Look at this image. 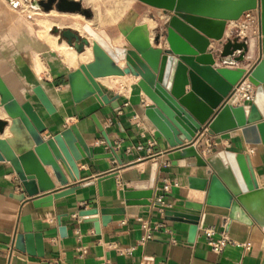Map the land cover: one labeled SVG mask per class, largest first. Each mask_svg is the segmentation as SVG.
I'll return each mask as SVG.
<instances>
[{
  "label": "crops",
  "instance_id": "1",
  "mask_svg": "<svg viewBox=\"0 0 264 264\" xmlns=\"http://www.w3.org/2000/svg\"><path fill=\"white\" fill-rule=\"evenodd\" d=\"M135 2L139 5H132L129 16L119 22L117 34L111 28L91 24V20L87 23L102 30L103 35L106 33L113 46L129 47L121 26L135 23L136 18L141 20L135 25L144 23L148 26L152 20L153 25L148 28L153 36L155 28L162 26L168 18L161 9L138 0ZM53 11H57L56 8L44 12L49 14ZM258 15L259 10H253L238 20H228L223 40H211L208 51L222 48L229 37L237 36L240 41L254 39L255 45L245 60L232 66L244 67L248 71L253 69L261 58L257 44ZM84 24L86 22L73 24L65 19V25H53L56 40H49L53 44L51 47L36 34L42 29H30L28 32L35 34H28L24 39L27 41L23 43L21 34H17L26 31L22 25H0V31L14 32L13 42L8 45L0 40V75L20 103L31 101L34 105L48 128L43 137L75 124L86 144L94 148V153L114 151L117 155L77 160L79 178L73 180L66 172L68 183L64 186L47 167L53 188L34 197L26 195L24 199H21L23 190L13 167L7 161H0V264H264V227L258 222L249 224L230 219L228 208L207 204L205 193L189 186L190 176L208 177V167L173 164L174 149L145 117L143 110L149 101L136 86L133 76L97 78L105 94L117 96V108L110 103L101 105L95 96L80 102L73 100L68 74L81 64L93 61V54L91 48L79 53L75 48L76 39L73 37L70 43L62 31L70 30L80 38L88 37ZM35 55L42 61L36 65ZM222 65L225 64L217 59L215 66ZM37 85L43 86L52 101L55 109L52 113H48L33 93ZM238 98L235 105L241 104ZM0 119H9L0 138L7 139L18 155L24 153L31 144L24 141L23 132L13 125V120L1 107ZM193 143L205 158L224 150L249 154L259 185L264 187V143L246 142L241 129L211 135L206 126ZM67 186H77L78 189L73 194L54 198L41 208L34 207L36 197ZM127 189H152L151 203L128 204L125 197ZM187 201L203 204L199 231L193 242L189 241V223L166 218V212L182 210ZM91 210H96V213L80 215L82 211ZM24 215H31L34 232L43 234V257L15 248ZM94 217L99 220L98 230L90 221ZM60 222L66 229L65 234H61ZM207 227L215 229L217 238L220 232L226 231L235 243L226 245L221 253L213 252L204 236ZM147 232L153 238L143 243L141 239Z\"/></svg>",
  "mask_w": 264,
  "mask_h": 264
},
{
  "label": "water",
  "instance_id": "2",
  "mask_svg": "<svg viewBox=\"0 0 264 264\" xmlns=\"http://www.w3.org/2000/svg\"><path fill=\"white\" fill-rule=\"evenodd\" d=\"M163 10L168 18L157 26L151 36L144 23L135 25L124 36L129 47L113 46L110 38L89 23L83 25L88 37L80 38L70 30L63 36L79 53L91 48L93 61L81 64L68 74V82L75 102L95 96L101 105L110 103L117 108V96L109 97L97 82L98 77L108 75H131L136 79L143 96L149 101L144 107L145 117L173 148L174 165L208 167V177L190 176L189 186L205 193V202L228 208L230 219L249 224L259 221L244 203L252 197L263 195L249 154L219 151L203 157L193 143L196 135L206 126L208 133L218 135L226 131L241 129L248 143H264V0H138ZM44 11L56 8L59 12L81 13L90 18V9L80 0H34ZM259 10V34L257 44L261 58L253 69L232 67L245 60L252 50L251 41H240L229 37L222 48L208 51L211 40H223L228 20H238L246 12ZM57 31V29L55 30ZM253 45V47H254ZM233 62L228 64V56ZM219 62L225 64L215 66ZM122 62V65H119ZM247 79L255 86L253 101L249 105L231 103L233 90L241 80ZM39 103L52 113L55 109L42 85L33 88ZM0 107L13 120V125L23 132V139L31 145L18 155L5 138H0V161L13 167L19 185L26 195L34 197L53 188L46 168L53 170L61 185L68 183L66 172L73 180L79 178L77 160L83 157L98 159L117 157L114 151L94 153L81 135L77 125H71L49 137L48 130L31 101L20 103L0 75ZM97 121V120H96ZM9 124V119H0V133ZM99 128L101 126L97 123ZM106 136L105 133H103ZM188 141V143H185ZM232 155V158L231 156ZM219 157L223 167L234 165L237 187L233 188L211 162ZM191 159L190 161H187ZM118 161L121 160L118 158ZM236 165V166H235ZM101 184V179L98 181ZM77 186L49 193L33 200L35 208L51 203L54 198L75 193ZM153 190H131L125 192L128 204H150ZM203 204L185 202L182 210L166 212L167 219L189 223V241H195L200 226V211ZM96 210L82 211L81 216L95 214ZM60 221V218H59ZM98 230L99 220H90ZM22 229L15 239V248L21 252L43 257L45 245L43 234L34 232L31 215L21 218ZM261 225V223H259ZM61 226V222H60ZM263 226V225H262ZM61 234L66 233L64 226Z\"/></svg>",
  "mask_w": 264,
  "mask_h": 264
},
{
  "label": "rangeland",
  "instance_id": "3",
  "mask_svg": "<svg viewBox=\"0 0 264 264\" xmlns=\"http://www.w3.org/2000/svg\"><path fill=\"white\" fill-rule=\"evenodd\" d=\"M84 3L85 8L91 10V17L87 18L83 14L68 15L65 12L53 11L49 14L45 13L42 8L36 9L32 6L31 0H0V25L3 24H18L22 25V29L26 31L18 32L23 38L22 42L25 43V37L28 34L35 32H28L30 29H39L36 34L39 38L44 39L48 42L50 47L53 45L45 32L48 31L53 36V25L62 24L65 25V19L69 20L74 24L76 21L88 22L91 20V24L100 28H111L116 31L120 21L125 20L129 16V10L134 5L136 7L138 2L135 0H80ZM141 18H136L135 23L139 22ZM102 21V22H101ZM50 27L48 28V25ZM259 24V21H258ZM12 28V27H11ZM14 32L11 31H0L1 42L7 43L13 42ZM55 40L56 37L54 36ZM2 44L0 43V46ZM9 50H6L8 52ZM42 62L38 55H35V65L38 62ZM28 63H30L28 61ZM34 65V66H35Z\"/></svg>",
  "mask_w": 264,
  "mask_h": 264
},
{
  "label": "bare ground",
  "instance_id": "4",
  "mask_svg": "<svg viewBox=\"0 0 264 264\" xmlns=\"http://www.w3.org/2000/svg\"><path fill=\"white\" fill-rule=\"evenodd\" d=\"M32 6L34 8H36V9H40L39 6H38V4L36 2H34V1L32 2ZM134 25H135V23H131V24H128V25H125V26H121V29L120 30H121L122 35L125 36L128 33V31H130L134 27ZM152 25H153V22L151 20V21H149L148 26L151 27ZM49 27H50V24L48 25V28ZM45 35L48 37L47 39L55 42V38L48 31L45 32ZM253 45H254V41L252 40L251 41V48L252 49H253ZM224 61L226 63L230 64V63L233 62V58L229 55L228 57H226L224 59ZM238 97H239L238 94L233 95V97L231 98V103L236 104L239 101V98ZM1 108H3V107H1ZM230 156L232 158V155H230ZM211 162L214 165H216V167L218 168L219 172L223 175V177L225 178V180L233 188H236L237 187L236 174L238 173L237 168L235 169L233 164L232 165H229V166H226V167H223L221 165V163H220L219 157H212L211 158ZM244 203L246 204V206L248 207V209L251 211V213L253 214V216L264 227V196L263 195H259V196L252 197L250 200H246Z\"/></svg>",
  "mask_w": 264,
  "mask_h": 264
},
{
  "label": "built area",
  "instance_id": "5",
  "mask_svg": "<svg viewBox=\"0 0 264 264\" xmlns=\"http://www.w3.org/2000/svg\"><path fill=\"white\" fill-rule=\"evenodd\" d=\"M245 84V85H244ZM238 94L240 97V102L241 104L244 105H249L254 98L255 94V86L247 79H244L242 83L239 85L235 86L233 90V95ZM142 147L140 146L139 149ZM168 190V188H166ZM159 201H162V198H159ZM204 236L207 244L210 246L211 250L215 253H221L223 249L226 247L228 244H234L235 241L230 239L227 236L226 231H222L219 234V237H216V231L213 227H207L204 229ZM153 238V235L149 232H147L141 239V241L144 243L147 240H150ZM164 264V263H160Z\"/></svg>",
  "mask_w": 264,
  "mask_h": 264
}]
</instances>
